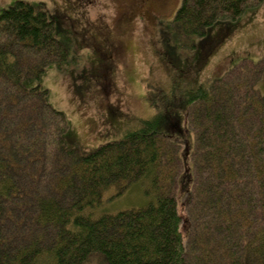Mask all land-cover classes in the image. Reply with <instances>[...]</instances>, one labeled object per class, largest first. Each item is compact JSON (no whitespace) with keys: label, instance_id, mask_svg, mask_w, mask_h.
Returning a JSON list of instances; mask_svg holds the SVG:
<instances>
[{"label":"trees","instance_id":"trees-1","mask_svg":"<svg viewBox=\"0 0 264 264\" xmlns=\"http://www.w3.org/2000/svg\"><path fill=\"white\" fill-rule=\"evenodd\" d=\"M262 1L182 0L175 31L203 35ZM66 58L43 9L16 0L0 12V264H82L92 253L108 264H264V64L241 59L82 153L66 146L47 90L23 82ZM178 110L194 138L186 237L179 144L160 127L165 115L176 126ZM143 181L145 206L101 211L106 190Z\"/></svg>","mask_w":264,"mask_h":264},{"label":"rangeland","instance_id":"rangeland-1","mask_svg":"<svg viewBox=\"0 0 264 264\" xmlns=\"http://www.w3.org/2000/svg\"><path fill=\"white\" fill-rule=\"evenodd\" d=\"M15 1L0 0V12ZM24 1L46 12L67 49L60 66H47L38 79L25 78L24 85L47 90L48 103L66 117V146L82 153L118 139L139 118L155 115L172 95L210 84L241 59L264 64V1L236 20L216 21L205 34L188 36L178 35L173 21L182 0ZM259 89L264 95V79ZM160 127L179 144L176 201L186 237L183 199L193 183V133L185 110H178L176 126L165 115ZM146 188L143 181L120 194L106 190L101 211L145 206ZM82 264L108 263L103 253H92Z\"/></svg>","mask_w":264,"mask_h":264}]
</instances>
